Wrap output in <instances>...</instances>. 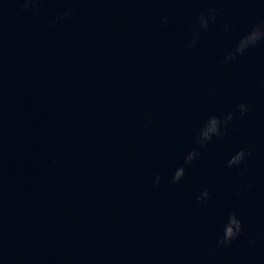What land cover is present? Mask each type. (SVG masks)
Returning <instances> with one entry per match:
<instances>
[{"label":"water","instance_id":"water-1","mask_svg":"<svg viewBox=\"0 0 264 264\" xmlns=\"http://www.w3.org/2000/svg\"><path fill=\"white\" fill-rule=\"evenodd\" d=\"M259 24L264 0H0V156L90 264H264V41L223 63Z\"/></svg>","mask_w":264,"mask_h":264},{"label":"clouds","instance_id":"clouds-1","mask_svg":"<svg viewBox=\"0 0 264 264\" xmlns=\"http://www.w3.org/2000/svg\"><path fill=\"white\" fill-rule=\"evenodd\" d=\"M26 3L32 2V0H25ZM216 9H209L207 16L204 13L198 17V26L194 29L196 36H194L191 44L192 46L196 43L198 38L199 29H207L209 26V21L215 19ZM67 14V13H66ZM162 22H167L165 17ZM264 41V24H259L253 27L246 35L242 36L232 52H230L226 57L223 63H228L235 60L239 55H242L246 50L251 47H254L259 42ZM237 109L244 114L247 107L244 104H238ZM233 118V114L229 113L223 120L216 116H211L206 121L203 128L200 130L199 134L196 136L197 146L202 147L208 141H210L214 136H219L221 134V126H226L229 121ZM199 153L196 149L190 151L185 157V164H190ZM247 153L246 150L241 149L237 151L227 162L229 168L234 166H239L243 163ZM185 175V167H178L171 178V183H179ZM160 178L157 177L155 183H159ZM199 201L207 203L209 199V193L207 190H204L201 195L197 198ZM243 233V224L238 215L235 212H230L227 216L226 221L223 224L222 235L217 240V245L228 246Z\"/></svg>","mask_w":264,"mask_h":264}]
</instances>
